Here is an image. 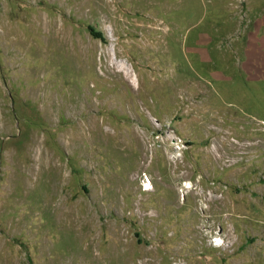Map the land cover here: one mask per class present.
<instances>
[{
	"label": "rangeland",
	"instance_id": "1",
	"mask_svg": "<svg viewBox=\"0 0 264 264\" xmlns=\"http://www.w3.org/2000/svg\"><path fill=\"white\" fill-rule=\"evenodd\" d=\"M260 26L264 0H0V264H264Z\"/></svg>",
	"mask_w": 264,
	"mask_h": 264
},
{
	"label": "crops",
	"instance_id": "2",
	"mask_svg": "<svg viewBox=\"0 0 264 264\" xmlns=\"http://www.w3.org/2000/svg\"><path fill=\"white\" fill-rule=\"evenodd\" d=\"M261 30H262V31H261ZM260 31H261L262 39L264 40V27L262 28V27L260 26V28H259V33H260ZM255 45H257V47H258V44H257V43H255ZM251 47H252V45L250 46L248 52L250 51ZM253 49H255V48H253ZM247 56H248V54H247Z\"/></svg>",
	"mask_w": 264,
	"mask_h": 264
},
{
	"label": "bare ground",
	"instance_id": "3",
	"mask_svg": "<svg viewBox=\"0 0 264 264\" xmlns=\"http://www.w3.org/2000/svg\"><path fill=\"white\" fill-rule=\"evenodd\" d=\"M149 189H150V186H147V187L145 188L146 191L149 190Z\"/></svg>",
	"mask_w": 264,
	"mask_h": 264
}]
</instances>
